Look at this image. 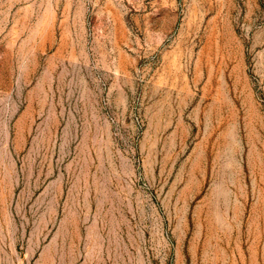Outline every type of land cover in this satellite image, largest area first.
<instances>
[{
	"label": "rangeland",
	"instance_id": "rangeland-1",
	"mask_svg": "<svg viewBox=\"0 0 264 264\" xmlns=\"http://www.w3.org/2000/svg\"><path fill=\"white\" fill-rule=\"evenodd\" d=\"M0 264H264V0H0Z\"/></svg>",
	"mask_w": 264,
	"mask_h": 264
}]
</instances>
